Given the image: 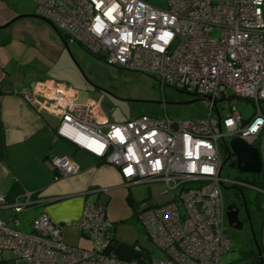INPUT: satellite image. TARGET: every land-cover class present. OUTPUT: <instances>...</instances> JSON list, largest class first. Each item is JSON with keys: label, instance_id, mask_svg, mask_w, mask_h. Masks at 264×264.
Masks as SVG:
<instances>
[{"label": "built area", "instance_id": "obj_1", "mask_svg": "<svg viewBox=\"0 0 264 264\" xmlns=\"http://www.w3.org/2000/svg\"><path fill=\"white\" fill-rule=\"evenodd\" d=\"M29 1L67 43H78L112 66L211 99L197 119L140 115L113 123L95 101L79 98L71 86L50 79L35 82L25 98L40 97L45 108L58 114L57 136L115 167L125 188L160 183L168 192L165 202L134 207L144 234L164 257L152 258L137 244L131 248L138 258L117 255L106 206L86 201L73 225L89 239L90 248L66 244L62 226L45 212L31 220L28 231L19 229L13 216V226L0 219V262L7 251L25 264H247L222 261L232 247L222 188L264 194V0H166L164 9L145 0ZM231 97L253 103L249 118L235 104L224 107ZM226 137H238L258 151L261 171L253 173L252 182L221 177L220 141L228 160L234 156ZM52 163L61 176L79 170L65 156ZM29 197L27 192L8 206L16 215ZM5 205L0 195V207ZM259 211L264 264V201Z\"/></svg>", "mask_w": 264, "mask_h": 264}, {"label": "crops", "instance_id": "obj_2", "mask_svg": "<svg viewBox=\"0 0 264 264\" xmlns=\"http://www.w3.org/2000/svg\"><path fill=\"white\" fill-rule=\"evenodd\" d=\"M20 1L0 0V195L7 204L0 207V219L13 226L10 219L16 216L18 228L28 231L31 220L45 212L62 226L66 244L90 248L89 239L73 225L80 218L84 203L104 204L113 230L117 221L133 216L136 204L131 198L132 186H123L115 167L57 136L59 116L45 108L40 97L34 101L25 98L24 93L31 94L37 81L50 79L70 86L53 77L55 66L67 64L68 44L35 14L33 2L30 1L33 7L28 8ZM76 91L79 98L95 101L111 122L122 123L110 119L105 99ZM63 156L78 164L77 173H56L52 159ZM148 185L150 202L169 199L160 183ZM27 192L30 203L15 215L8 204L24 199ZM113 236L116 244L122 243L114 230ZM0 264L25 263L4 251Z\"/></svg>", "mask_w": 264, "mask_h": 264}, {"label": "rangeland", "instance_id": "obj_3", "mask_svg": "<svg viewBox=\"0 0 264 264\" xmlns=\"http://www.w3.org/2000/svg\"><path fill=\"white\" fill-rule=\"evenodd\" d=\"M158 8H166V0H145ZM24 7H33L29 0L20 1ZM216 35V30L213 32ZM104 56V53H101ZM67 64L59 63L53 69V77L57 80L68 83L85 96H98L107 102L106 112L110 119L115 122H124L130 118L140 115L151 117L167 116L171 119H197L208 109L207 100H195V96L181 93L177 88L161 85L158 78L137 71L125 70L112 66L103 58L94 56L77 43H68L66 49ZM228 104H235L241 116L246 119L254 111L253 103L235 97L223 102L224 107ZM231 137H226V145L229 147ZM219 153L222 159L227 157L228 151L220 141ZM231 156L230 159H234ZM220 175L222 178L236 180L242 183H250L254 178L251 172H239L231 169L228 163L223 166ZM247 193L254 195L253 190L242 187ZM236 189L232 185H225L222 188L224 203L239 201L236 197ZM131 198L140 206L150 201L148 184L133 185L130 188ZM256 206L253 220L256 231L260 222L259 204L264 201V194H256ZM253 212V213H254ZM244 213L241 210L240 218ZM114 235L119 242L128 245L137 244L147 251L152 258H163L164 254L151 243L144 234L141 224L135 215L128 220L115 223ZM228 237L232 241L231 250L222 256L224 262H234L243 259L247 264H258L253 259L256 253L248 227L241 230L227 228ZM258 234V233H257ZM260 244L259 236L257 235ZM90 242V241H89Z\"/></svg>", "mask_w": 264, "mask_h": 264}, {"label": "water", "instance_id": "obj_4", "mask_svg": "<svg viewBox=\"0 0 264 264\" xmlns=\"http://www.w3.org/2000/svg\"><path fill=\"white\" fill-rule=\"evenodd\" d=\"M55 29V28H54ZM56 30V29H55ZM65 45L67 46V41L63 40ZM78 44V43H77ZM79 45V44H78ZM179 92L185 93L190 96H195L196 99L191 100L190 102H193L195 100H210V96H196L194 94L185 92L183 90L178 89ZM214 101V100H213ZM215 102V101H214ZM228 150L231 151V154L235 156V159L230 161L228 163V166L231 169H236L239 172H251L255 174H259L261 171V161L259 157L258 151L246 144L242 139L236 137L232 138L229 142V147H227ZM229 158V155L222 161V167L226 164L227 160ZM225 214L227 217V225L230 228L240 230L241 222L237 219V210L235 208V205L233 202H227L225 207ZM253 242L256 247V253L259 256L260 264H261V251L259 248V245L256 240L255 233L252 231L251 233ZM115 253L121 257L131 259L133 257L138 258L139 254L134 253L131 246L126 243H117L115 247Z\"/></svg>", "mask_w": 264, "mask_h": 264}, {"label": "flooded vegetation", "instance_id": "obj_5", "mask_svg": "<svg viewBox=\"0 0 264 264\" xmlns=\"http://www.w3.org/2000/svg\"><path fill=\"white\" fill-rule=\"evenodd\" d=\"M231 160H233V159H229L227 161V163H229ZM235 192H236V197L239 199V201L235 200V201H229V202H233L235 205V208L237 210V219L241 222V227H242L241 229H243L245 226H247L250 235L253 231L255 233L256 240H257L258 234H257L256 228H255V223L253 220V214H255V212H256V211L254 212V210L257 209V206L255 203L258 204V202H256V199H257L256 193H254V195H251L250 193H247L244 189H236ZM241 210L244 213L243 219L240 218ZM251 239L253 242L252 235H251ZM257 243H258V240H257ZM253 244H254V242H253ZM254 246H255V244H254ZM255 249H256V247H255Z\"/></svg>", "mask_w": 264, "mask_h": 264}, {"label": "trees", "instance_id": "obj_6", "mask_svg": "<svg viewBox=\"0 0 264 264\" xmlns=\"http://www.w3.org/2000/svg\"><path fill=\"white\" fill-rule=\"evenodd\" d=\"M59 35H60V37L64 40V36H63V34H61L60 32H59ZM134 207V206H133ZM133 211H134V209H133ZM133 215H134V212H133ZM115 243H116V241H115ZM253 259L254 260H257V263L259 264V261H258V259H257V255H256V253L254 254V256H253Z\"/></svg>", "mask_w": 264, "mask_h": 264}, {"label": "bare ground", "instance_id": "obj_7", "mask_svg": "<svg viewBox=\"0 0 264 264\" xmlns=\"http://www.w3.org/2000/svg\"><path fill=\"white\" fill-rule=\"evenodd\" d=\"M117 245V244H116Z\"/></svg>", "mask_w": 264, "mask_h": 264}]
</instances>
